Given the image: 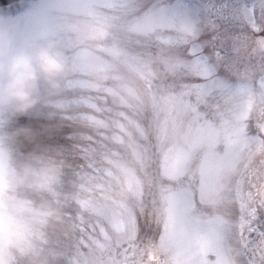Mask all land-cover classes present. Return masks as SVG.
Returning a JSON list of instances; mask_svg holds the SVG:
<instances>
[{"label": "rangeland", "instance_id": "obj_1", "mask_svg": "<svg viewBox=\"0 0 264 264\" xmlns=\"http://www.w3.org/2000/svg\"><path fill=\"white\" fill-rule=\"evenodd\" d=\"M0 36L67 68L0 106V264H264V0H26Z\"/></svg>", "mask_w": 264, "mask_h": 264}, {"label": "clouds", "instance_id": "obj_2", "mask_svg": "<svg viewBox=\"0 0 264 264\" xmlns=\"http://www.w3.org/2000/svg\"><path fill=\"white\" fill-rule=\"evenodd\" d=\"M67 68L56 46L46 39L23 49H16L0 36V106L25 111L37 102L39 87H55ZM17 177L5 163H0V201L8 199ZM28 211L17 205L11 214L0 217V234L9 235L19 228L16 217ZM48 215H53L49 212Z\"/></svg>", "mask_w": 264, "mask_h": 264}, {"label": "water", "instance_id": "obj_3", "mask_svg": "<svg viewBox=\"0 0 264 264\" xmlns=\"http://www.w3.org/2000/svg\"><path fill=\"white\" fill-rule=\"evenodd\" d=\"M23 0H0V9H3L5 7L15 5L20 3Z\"/></svg>", "mask_w": 264, "mask_h": 264}]
</instances>
